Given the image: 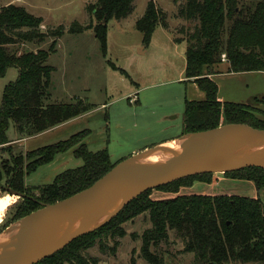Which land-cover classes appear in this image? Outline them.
Returning a JSON list of instances; mask_svg holds the SVG:
<instances>
[{"label": "trees", "instance_id": "obj_1", "mask_svg": "<svg viewBox=\"0 0 264 264\" xmlns=\"http://www.w3.org/2000/svg\"><path fill=\"white\" fill-rule=\"evenodd\" d=\"M133 1L97 0L92 8L96 23L80 25L74 22L67 31L79 33L92 29L105 55L107 22L112 18L127 17ZM178 12L195 23L186 38L184 76L194 81L205 94L203 100H185L183 133L224 123H244L264 129V109L259 111L249 103L218 100L217 84L209 77L214 73V66L221 62L222 54L226 58L227 72L264 71V0H182ZM41 22V17L21 5L8 3L0 6V77L10 67L18 69L17 78L7 83L2 91L0 145L9 142L6 131L10 124L18 135L32 136L93 108L86 99L47 102L52 71L47 59L55 50V39L64 32V27L42 31L39 29ZM157 25L167 27L165 16L149 0L144 13L135 21L145 45L150 42ZM47 37L52 41L46 49L19 52L17 48L18 44H39ZM109 64L126 74L112 62ZM87 133L88 130L84 129L67 139L26 151L29 162L25 166L23 161L14 157L13 168L3 166L5 173L10 171L9 175L6 173V185L26 194L17 205L16 219L38 209L40 203H53L88 187L119 162L111 160L106 148L89 150L83 141ZM80 140L79 146L74 147ZM72 147L73 154L83 163L57 174L51 183L42 187L39 196L29 193L24 176ZM223 174L252 181L257 190L264 189L262 167L249 166ZM212 175H190L156 188L176 194L169 198L151 199V189L145 190L103 226L76 237L35 264H90L82 252L93 244L95 236L101 233L113 239L123 235L120 225L143 211L148 212L151 227L141 235L140 255L150 264H163L162 257L150 247L167 241L168 230H173L181 238L183 250L192 253L198 264H264V202L258 196L178 194L180 187L190 186L194 181L211 182Z\"/></svg>", "mask_w": 264, "mask_h": 264}, {"label": "rangeland", "instance_id": "obj_2", "mask_svg": "<svg viewBox=\"0 0 264 264\" xmlns=\"http://www.w3.org/2000/svg\"><path fill=\"white\" fill-rule=\"evenodd\" d=\"M10 1L0 0V6L7 5ZM96 1L17 2L28 12L41 17L40 30L64 27V32L55 39V50L47 59V64L52 67L47 102L86 99L93 104V108L71 125L35 139L19 140L23 137L10 124L6 131L7 139L18 140L11 143L12 147L10 142L0 145L1 186H7L5 182L10 173L6 171V174L3 166L13 168V157L23 161L25 166L29 162L26 151L56 143L84 129L88 133L83 141L89 150L106 148L113 162L128 158L145 150L144 146L149 148L165 137L180 135L185 100L205 98L204 92L184 76L186 38L195 23L179 14L182 0H151L165 16L167 27L157 25L147 45L143 43L142 32L135 27V21L144 13L149 0H134L127 17L112 18L107 22L105 55L92 29L79 33L67 31L74 22L80 25L96 23L92 13ZM51 41L52 38L47 37L39 44H18L17 48L19 52L46 49ZM222 58L223 56L221 61ZM109 62L123 69L126 74L113 69ZM217 68L224 72L212 78L217 84L220 101L247 102L259 111L264 109L260 102L248 101L249 95L264 91L262 74L257 71L231 74L227 72L226 65L220 67L217 64ZM17 75L18 69L10 67L0 77V103L3 88L14 81ZM256 113L262 116L259 112ZM72 129H75L74 132H70ZM80 143L81 140L74 147ZM72 149L73 147L56 154L51 162L40 165L26 175L24 183L29 185L28 192L39 196L42 187L51 183L57 174L81 165L83 160L75 156ZM203 184V181H196L193 188H189L191 185L183 189L180 187L178 194L202 193L200 187ZM174 195L156 188L149 193L151 199ZM261 199L264 202V196ZM21 200V197L0 187V232L17 220V205ZM120 227L124 234L113 239L101 233L95 236L93 244L82 252L88 263L150 264L140 255L141 235L151 227L148 212L143 211L131 217ZM150 249L162 257L163 264H198L192 253L183 250V242L173 230H168L167 241L151 246Z\"/></svg>", "mask_w": 264, "mask_h": 264}, {"label": "water", "instance_id": "obj_3", "mask_svg": "<svg viewBox=\"0 0 264 264\" xmlns=\"http://www.w3.org/2000/svg\"><path fill=\"white\" fill-rule=\"evenodd\" d=\"M174 139L180 141V150L165 162L153 165L135 162L142 153L163 143L157 144L120 160L88 187L56 202L40 203L38 209L12 222L0 232L9 227L15 229L11 240L0 246V264L37 263L76 237L103 226L145 190L195 174L224 173L249 166L264 168V154L254 158L234 154L242 146L264 143L263 128L224 123L186 132ZM0 187L18 197H26L9 186ZM113 205L116 208L110 211ZM75 222L77 225L71 228ZM63 223L61 232L53 234Z\"/></svg>", "mask_w": 264, "mask_h": 264}, {"label": "crops", "instance_id": "obj_4", "mask_svg": "<svg viewBox=\"0 0 264 264\" xmlns=\"http://www.w3.org/2000/svg\"><path fill=\"white\" fill-rule=\"evenodd\" d=\"M22 0H11L10 3H14V4H18L17 2H20ZM8 4V3H7ZM19 5V4H18ZM186 61V59H185ZM220 67L222 65H226L227 66V62L225 59H222V61L218 64ZM185 68V66H184ZM259 74H262L263 77H264V71H257ZM221 73H224V72H220V69L217 68V65L214 66V73L209 75L210 78H213L214 76L218 75V74H221ZM228 73H231V74H236V73H249V71H244V72H228ZM251 73V72H250ZM192 81V80H191ZM51 83V81H50ZM192 83L196 85V83L194 81H192ZM218 88V87H217ZM258 93L256 94H251L249 95V99L248 101L250 100H254V98L256 99H259L261 100L260 103L264 105V91H257ZM218 93V91H217ZM217 98H218V94H217ZM219 100V99H218ZM67 102H70V101H67ZM223 102V101H222ZM235 102V101H234ZM237 102V101H236ZM241 103H247V102H241ZM90 111V110H89ZM84 114V113H83ZM81 115L79 116H76V117H73V118H70L50 129H47V130H44L38 134H35V135H32V136H25L23 138H19L22 139L23 141L24 140H28V139H35L37 137H40L41 135H44L48 132H51V131H54V130H57V129H62L68 125H71L72 123H74L75 121H77V119L79 117H81ZM184 118V117H183ZM184 127V126H183ZM183 127H182V131L180 133V135L183 134ZM73 130L75 129H72L70 132H74ZM76 133V132H75ZM74 133V134H75ZM73 134V133H72ZM71 134V135H72ZM70 135V136H71ZM180 135H171V136H168V137H165L163 140H160L158 142H156L155 144L153 143L152 146H155L157 144H160V143H164L168 140H171V139H174ZM69 136V137H70ZM68 138V137H67ZM65 138V139H67ZM9 140V139H8ZM15 140H18V139H15ZM15 140H9V144H10V147L11 146V143L14 142ZM64 140V139H63ZM8 144V145H9ZM148 146H144L143 148L147 149ZM150 148V147H149ZM30 151V150H29ZM56 156V155H55ZM54 156V157H55ZM111 157V156H110ZM54 159V158H53ZM52 159V160H53ZM112 160V159H111ZM51 162V161H50ZM49 163V162H48ZM74 168V167H73ZM27 176L29 174H26ZM26 175L24 176V180H25V177ZM196 182V181H195ZM195 182L189 187V188H193L195 187ZM24 185L26 186H29L27 184L24 183ZM204 186H201L200 187V190H201V194H228V195H231V194H236V195H244V196H250V197H259L261 199V197L263 198L264 196V189H260V190H257V188L255 187L254 183L252 181H249V180H242V179H234V178H230V177H226L223 173L221 172H216V173H213L212 175V180L211 182L209 183H206L204 182L203 184ZM184 187L186 186H182L181 189H183ZM170 193V192H169ZM192 193H197V192H192ZM168 194V193H167ZM183 194H186V193H183ZM190 194V193H189ZM171 195H174L173 193H171ZM172 197V196H171ZM163 198H169L168 196H165V197H161V198H158V199H163ZM262 200V199H261ZM263 201V200H262Z\"/></svg>", "mask_w": 264, "mask_h": 264}, {"label": "bare ground", "instance_id": "obj_5", "mask_svg": "<svg viewBox=\"0 0 264 264\" xmlns=\"http://www.w3.org/2000/svg\"><path fill=\"white\" fill-rule=\"evenodd\" d=\"M180 150V141L178 140H169L163 144H161L159 147L149 150L147 152H144L140 155L139 158L135 160L137 164H147V165H153V164H160L165 162L168 158L171 156L177 154ZM234 154H239L241 156H246L250 158L258 157L262 154H264V143L257 144L255 146H242L234 151ZM264 165V163H263ZM117 206V203H116ZM116 206L113 205L112 210L116 208ZM77 225V222L72 224L71 228H74ZM65 227L64 223L60 227H57L53 234H58L61 232V230ZM15 233V229L12 227H9L8 230L5 232L0 233V246L3 244H6L9 242L12 238V236Z\"/></svg>", "mask_w": 264, "mask_h": 264}, {"label": "built area", "instance_id": "obj_6", "mask_svg": "<svg viewBox=\"0 0 264 264\" xmlns=\"http://www.w3.org/2000/svg\"><path fill=\"white\" fill-rule=\"evenodd\" d=\"M222 56H223V58H222V59H225V55L223 54Z\"/></svg>", "mask_w": 264, "mask_h": 264}]
</instances>
